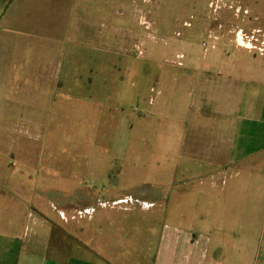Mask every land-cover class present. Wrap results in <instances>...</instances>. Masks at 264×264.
I'll use <instances>...</instances> for the list:
<instances>
[{"label": "rangeland", "instance_id": "rangeland-1", "mask_svg": "<svg viewBox=\"0 0 264 264\" xmlns=\"http://www.w3.org/2000/svg\"><path fill=\"white\" fill-rule=\"evenodd\" d=\"M57 1L49 2L46 17L34 13L33 29L20 34L19 57L39 67L1 73L47 78L48 64L55 85L50 78L36 85V124L29 126L22 115H28L34 97L26 98L19 84L16 93H9L0 82V108L16 114L0 128V237H45L50 224L63 223L58 209L89 205L97 212L94 222L78 219L92 217L94 209H89L76 212V219L69 215L63 224L93 226L88 236L93 247L95 223L97 228L127 222L140 237L154 214L140 250L145 260L127 254L135 264H149L160 222L190 228L196 225L195 213L189 195L183 207L167 214L140 212L136 205L147 204L136 198L158 190L179 196L226 187L219 179L213 184L210 178L199 179L189 164L188 169L177 166V146L192 118L190 97L179 90V81L198 78L197 72L213 61L264 60V0ZM41 23L46 24L43 34ZM66 24L65 32L59 25ZM91 26L95 31L107 26L111 34L92 42L86 37ZM245 66L242 71L252 70ZM75 235L71 239L77 245L81 236Z\"/></svg>", "mask_w": 264, "mask_h": 264}, {"label": "crops", "instance_id": "crops-1", "mask_svg": "<svg viewBox=\"0 0 264 264\" xmlns=\"http://www.w3.org/2000/svg\"><path fill=\"white\" fill-rule=\"evenodd\" d=\"M49 2L51 0H0V38L5 39L0 46V52H3L0 82L6 85L9 93H16L15 85L19 84L24 86L26 98L34 97L33 105L29 104V116L19 114L25 117L24 123L29 126L36 124L32 118L37 114L36 85L48 82L49 78V83L55 85L51 66L46 65L49 74L41 79L34 75L17 77L13 71L3 76L1 73L11 67H39L38 63L19 57V38L21 33L33 29L31 17L34 13L46 17ZM67 2L57 1L61 4ZM41 25L40 32L37 28L39 34L46 29L45 23ZM59 28H65V32L69 29L67 24L59 25ZM82 29L85 34V28ZM106 29L104 26L95 31L91 26L86 29V37H91L94 42L101 35L111 34V29ZM6 40L11 45L9 50ZM244 64L251 65L252 70L242 71ZM58 65L62 67L60 62ZM207 65V70L197 72L198 78L186 77L178 84L179 90L187 91L185 93L190 97L192 118L183 141L177 146V166L188 169L190 165V172L199 179L210 178L212 184L219 179L226 187L221 191L206 189L204 193L193 190L191 194L185 192L179 196L174 190L171 194L158 190L136 198L147 204L145 207L136 205L140 212L161 211L167 214L171 208L178 210L183 207L189 195L191 215L195 213L196 225L190 228L169 220L160 222L159 219L156 252L149 264H264V71H261L264 60L226 59ZM15 115V110L8 113L5 107L2 108L0 128L6 126V117ZM114 201L121 202L122 199ZM136 206L128 211L135 210ZM89 209H94L92 217L78 219H87L91 224L97 215L92 206L69 205L57 211L66 223L69 215L76 219L72 217L76 212ZM151 216L145 222L144 233L140 237H136L135 228L127 222H113L108 227L99 225L97 228L95 223L93 247L88 242L93 226L78 223L71 226L50 224L45 237L38 234L20 240L3 236L0 237V264H135L127 254L137 253L145 260L140 250L148 242L146 229L155 223V215ZM75 232L81 236L77 245L71 239L76 236Z\"/></svg>", "mask_w": 264, "mask_h": 264}, {"label": "bare ground", "instance_id": "bare-ground-1", "mask_svg": "<svg viewBox=\"0 0 264 264\" xmlns=\"http://www.w3.org/2000/svg\"><path fill=\"white\" fill-rule=\"evenodd\" d=\"M241 45H245L246 47H249V45L246 42H244V41H241Z\"/></svg>", "mask_w": 264, "mask_h": 264}]
</instances>
